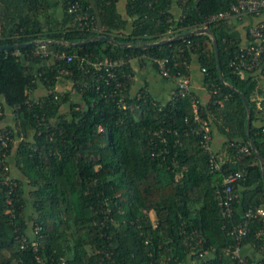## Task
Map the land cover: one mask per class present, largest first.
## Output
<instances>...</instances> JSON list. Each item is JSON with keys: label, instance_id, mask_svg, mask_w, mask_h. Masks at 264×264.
I'll list each match as a JSON object with an SVG mask.
<instances>
[{"label": "trees", "instance_id": "obj_1", "mask_svg": "<svg viewBox=\"0 0 264 264\" xmlns=\"http://www.w3.org/2000/svg\"><path fill=\"white\" fill-rule=\"evenodd\" d=\"M57 1L62 14L53 12L52 0H0V44L29 42L0 50V130H10L9 168L0 169V264H61L63 258L68 264H239L230 230L249 207L264 205V163L250 144L264 157V115L256 101L258 78L232 63L246 48L229 17L209 20L235 0H179V18L173 0H127V17L118 0ZM81 12L89 14V25L78 18ZM207 23L218 39L225 81L250 102V133L245 101L222 80L209 33L155 43ZM42 39L59 40L46 48L73 58L36 54L40 44L32 41ZM193 53L212 94L199 112L211 120L212 138L222 136L220 152L228 154L220 170L212 169L196 131L194 94L177 87L163 103L145 90L129 92L131 56L166 57L178 78L189 75ZM85 55L127 59L117 73L123 90L116 80L93 81L91 66L81 61ZM60 77L72 83L79 100L72 89H57ZM39 83L47 92L34 96ZM243 144L250 153L236 161ZM236 170L244 175L228 217L218 192L225 174ZM261 227L255 218L242 244L260 249Z\"/></svg>", "mask_w": 264, "mask_h": 264}, {"label": "built area", "instance_id": "obj_2", "mask_svg": "<svg viewBox=\"0 0 264 264\" xmlns=\"http://www.w3.org/2000/svg\"><path fill=\"white\" fill-rule=\"evenodd\" d=\"M264 9V0H235L231 3V6L223 11L217 12L213 14L209 20L226 18L233 14H243L244 12H253L260 13ZM69 10H76V4H73L69 7ZM78 18L81 19L83 24H90V16L87 12H81L78 15ZM91 18H93L91 16ZM252 34L256 37V42L248 46L237 59H233L232 63L236 68L239 69H254L258 67L264 56V20L259 24L255 25L252 28ZM40 46L36 50V54H42L44 56L53 55L55 58H66L67 60H71L73 58V54H67L64 51H56L50 52L46 48V43H39ZM147 57L145 54L142 55L141 58ZM149 60L156 62L158 64V68L160 73L166 77L175 78V74L171 72L170 66L168 65V58H162L159 56H151L148 58ZM81 61L86 62L91 67L87 68V72H91L94 76L92 80L95 82H101L104 80L107 85L111 82L110 80H116V85L119 91L123 90V86L121 81H119L118 70L120 67L127 61L125 58H100L93 59L91 56L85 55L81 57ZM205 70V68H204ZM62 71H66V69H62ZM101 80V81H100ZM115 85V86H116ZM99 87V85H98ZM114 87V86H113ZM177 87L179 89L180 94L190 93V85H189V76L178 77ZM115 88L117 91L118 89ZM114 91L115 94L117 91ZM118 91V92H119ZM216 91V90H214ZM126 92H122L120 96V101L124 102ZM264 93L258 95L257 105L262 109V114L264 115ZM194 101V111H195V120L198 123V127L196 131L201 133V143L202 145L210 152L209 162L214 170H220L223 166L225 160L218 156L212 145V122L209 118L203 117L199 112V104L200 101L193 97ZM3 112V104L0 102V113ZM10 138V130H0V169H8L9 164L7 162L8 158V140ZM17 138L21 139L22 136L17 135ZM250 153V148L248 145L243 144L238 149V155L235 156V160H242L247 154ZM243 170L236 171H228L225 174L223 187L219 190V205L221 207L222 213L224 216H232L234 213V201L238 198L239 192L235 191L236 181L243 177ZM258 218L264 222V205H258L254 207H249L243 215V218L235 223L230 230L232 234H234L237 238V242L234 247V257L238 259L239 264H263L262 260H251L247 255L242 252L243 244L241 239L245 234H247L250 230V223ZM258 235L264 234V227H261L257 231ZM264 252V245L260 248ZM61 264H68L66 259H62ZM89 264H112L106 263L103 261L98 262H90Z\"/></svg>", "mask_w": 264, "mask_h": 264}, {"label": "crops", "instance_id": "obj_3", "mask_svg": "<svg viewBox=\"0 0 264 264\" xmlns=\"http://www.w3.org/2000/svg\"><path fill=\"white\" fill-rule=\"evenodd\" d=\"M52 2L55 5L53 12L56 14H62V9L58 1L52 0ZM117 5L120 12L127 17V0H118ZM171 11L174 18H179L182 13V5L179 0H173ZM263 20L264 9L260 13H244L241 15L233 14L228 18L232 30L236 34L237 39H239L241 46L244 48H247L253 42L252 28ZM131 26L132 21L129 19L127 29ZM129 61L132 66L131 72L133 75V83L131 84L129 91L131 95H138L142 90H145L160 102L166 103L172 99L177 88L178 78L163 76L153 61L143 60L140 56H131ZM242 73L244 76H256L259 81V94L261 95L264 93V59L258 67L254 69H245ZM188 76L191 93L194 94L201 103H208L212 94L205 81V74L199 63L198 56L194 53L192 54V59L189 65ZM57 89L61 91L72 89L74 99L79 100V92L73 88L72 83L67 79L60 77ZM46 92L47 90L43 83H39L32 92V95L39 96ZM64 107L66 110L69 109L68 104ZM9 122H11V119ZM212 145L215 152H219L221 158L227 157L228 154L220 152L222 151L223 139L217 132L214 133ZM242 252L254 261L261 260L264 257V252L251 243L244 244Z\"/></svg>", "mask_w": 264, "mask_h": 264}, {"label": "water", "instance_id": "obj_4", "mask_svg": "<svg viewBox=\"0 0 264 264\" xmlns=\"http://www.w3.org/2000/svg\"><path fill=\"white\" fill-rule=\"evenodd\" d=\"M202 32H207L209 33L212 38H213V42H214V46H215V51H216V56H217V59H218V62H219V66H220V72H221V78L222 80L227 83L228 85H230L235 91H237L238 93H240V95L242 96L243 100L245 101V104L247 106V110H248V120H247V128H248V132L250 133V130H251V125H252V111H251V108H250V102L247 98V96L242 92L240 91L237 87H235L234 85L228 83L225 81V75H224V71L222 69V66H221V63H220V56H219V44H218V39L214 33V31L211 29L210 25L207 23L206 25L204 26H200V27H197V28H194L192 30H188V31H185V32H182V33H178L174 36H171V37H166V38H163L155 43H165V42H168L170 40H173V39H179L181 37H186L187 35H190V34H193V33H202ZM99 38H102V39H107L108 36L106 35H101L99 36ZM59 40L57 39H54V40H51V39H42V40H33L32 42L33 43H54V42H58ZM87 41L86 40H81V41H76V42H69L70 45L72 46H76L78 44H82V43H85ZM113 41L115 43H118L120 45H129L128 42H120L116 39H113ZM29 42H24V43H15V44H0V50L1 49H6V48H9V47H18L20 45H27ZM145 45H150V43H147ZM250 144H251V147L255 150V152L259 155L260 157V160L261 162L264 163V157L259 153V151L256 149V145L254 143V141L251 139L250 140Z\"/></svg>", "mask_w": 264, "mask_h": 264}]
</instances>
